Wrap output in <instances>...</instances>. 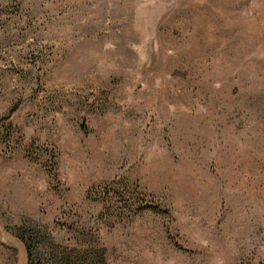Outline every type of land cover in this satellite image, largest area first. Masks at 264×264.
Here are the masks:
<instances>
[{"label": "rangeland", "instance_id": "rangeland-1", "mask_svg": "<svg viewBox=\"0 0 264 264\" xmlns=\"http://www.w3.org/2000/svg\"><path fill=\"white\" fill-rule=\"evenodd\" d=\"M0 264H264V0H0Z\"/></svg>", "mask_w": 264, "mask_h": 264}, {"label": "trees", "instance_id": "trees-1", "mask_svg": "<svg viewBox=\"0 0 264 264\" xmlns=\"http://www.w3.org/2000/svg\"><path fill=\"white\" fill-rule=\"evenodd\" d=\"M148 207H149V206H148ZM148 207H147V208H148ZM149 209H153V210H155V211H160L158 208H155V207H151V208L149 207Z\"/></svg>", "mask_w": 264, "mask_h": 264}]
</instances>
